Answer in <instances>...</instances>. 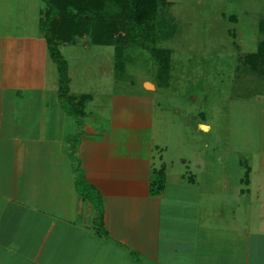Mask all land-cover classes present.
I'll return each mask as SVG.
<instances>
[{"label": "crops", "instance_id": "crops-1", "mask_svg": "<svg viewBox=\"0 0 264 264\" xmlns=\"http://www.w3.org/2000/svg\"><path fill=\"white\" fill-rule=\"evenodd\" d=\"M9 2L0 0V264H264L261 184L254 193L200 191L194 176L160 163L146 124L126 137L115 112L106 129L74 124L76 158L101 212L78 194L66 144L72 117L40 33L44 5L29 2L25 12L37 19L35 34L18 18L13 34ZM249 172L238 183L248 186Z\"/></svg>", "mask_w": 264, "mask_h": 264}, {"label": "rangeland", "instance_id": "rangeland-1", "mask_svg": "<svg viewBox=\"0 0 264 264\" xmlns=\"http://www.w3.org/2000/svg\"><path fill=\"white\" fill-rule=\"evenodd\" d=\"M9 1L15 12L11 33L26 23L35 34L37 19L25 12L36 0ZM158 2L151 18L136 19L125 44L94 45L90 36L58 44L69 93L83 107L78 118L70 115L69 156L77 157L73 146L80 130L74 124L106 129L115 112L129 128L123 129L126 137L134 136L133 125L146 124L157 151L163 149L160 163L172 176H194L200 191L254 193L260 184L264 191V0ZM104 3L108 19L120 11L113 0ZM199 123L209 125V132L200 131ZM153 156L158 167L156 151ZM248 169L249 185L238 183ZM247 199L240 200L242 207ZM221 208L213 202L216 212L224 213Z\"/></svg>", "mask_w": 264, "mask_h": 264}, {"label": "trees", "instance_id": "trees-1", "mask_svg": "<svg viewBox=\"0 0 264 264\" xmlns=\"http://www.w3.org/2000/svg\"><path fill=\"white\" fill-rule=\"evenodd\" d=\"M41 1L44 5V10L42 13L43 18L39 24L40 33L41 37L45 40L48 55L56 65L59 73V98L64 100L65 109L69 108L67 111L69 115L77 117L79 114L81 116V112L75 111L70 106L66 64L60 56L58 44L66 45L76 37L87 38L89 36L94 45L110 46L112 44H125V41L136 30V25H138L136 19H139L141 16L151 18L155 14L159 2L158 0H113L114 4L120 5V11L116 12L117 15H110L108 19L105 17V15L109 14L104 10L106 7L105 0ZM162 1L164 2L165 0ZM115 49L119 52L121 47L118 46ZM247 58L251 59L249 63L253 65L252 67L256 68L253 55ZM245 61H247L246 58ZM72 160L77 166L78 178L75 187L78 194L93 203L95 210L100 213L101 204L97 191L84 181L78 159ZM152 187L153 184L149 188ZM152 189H149V193L151 194L153 192Z\"/></svg>", "mask_w": 264, "mask_h": 264}]
</instances>
